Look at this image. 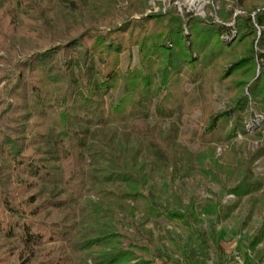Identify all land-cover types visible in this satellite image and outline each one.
<instances>
[{
	"label": "trees",
	"instance_id": "16d2710c",
	"mask_svg": "<svg viewBox=\"0 0 264 264\" xmlns=\"http://www.w3.org/2000/svg\"><path fill=\"white\" fill-rule=\"evenodd\" d=\"M149 1L0 0V264H208L201 216L215 218L224 264L215 227L244 198L264 208L254 169L264 126L255 132L263 145L234 142L264 114V0H228L239 14L222 0L220 22L175 8L146 13ZM204 72L235 93L209 114L192 151L178 141L180 104ZM221 142L229 148L217 156ZM198 173L235 201L185 203L179 185ZM160 218L195 236L183 260L142 234ZM247 237L242 264H259L264 217Z\"/></svg>",
	"mask_w": 264,
	"mask_h": 264
},
{
	"label": "rangeland",
	"instance_id": "374dc122",
	"mask_svg": "<svg viewBox=\"0 0 264 264\" xmlns=\"http://www.w3.org/2000/svg\"><path fill=\"white\" fill-rule=\"evenodd\" d=\"M222 0H150L149 12H157L161 9L165 12L167 9L175 8L181 16L186 14H193L200 17L210 16L216 22H220L217 12L221 10ZM225 7L233 9L235 14L242 13L239 8L235 7L234 3L225 0ZM253 15V14H252ZM234 20V17H233ZM233 28V23H230ZM258 36L261 34V29H258ZM233 36H223L225 43H229ZM257 50V48L255 47ZM135 55V54H134ZM128 64L127 52L121 56L120 70H125ZM136 64V58L133 56L131 65ZM259 66L257 68L256 76L259 75ZM235 93V90L229 86L227 80L219 78H210L207 72H204L201 80L194 86H189L187 96L180 104V132L178 141L194 151L198 148L201 141L206 140V136L202 133L206 126L209 114L217 112L223 108L224 102L229 96ZM118 93L116 98H120ZM153 117L150 121H152ZM169 122L164 124L165 130L168 128ZM264 126V114L255 113L252 118L246 120L245 127L248 135H239L234 139L235 145L246 150H252L263 145V141L255 137V132L262 129ZM264 146V145H263ZM229 148L226 143H218L216 145L215 154L220 156L225 150ZM257 173L263 176L264 181V156L258 159L254 166ZM222 178V184H224ZM264 183V182H263ZM232 183L227 182L226 187ZM157 188L160 189L166 198L170 197V188L168 183L163 180L156 181ZM182 198L185 203L190 198H194L198 204H205L209 201L222 202L229 204L235 201L232 194H225L221 184L210 182L202 174H196L193 178L185 179L179 185ZM140 212H136V217H141ZM264 217V208L260 203L252 205L251 202L244 198L237 203L232 211V214L225 221L221 222L215 227L213 238L225 250L226 257L224 264H242L241 254L245 252L248 242V235L252 234L256 227H258L262 218ZM249 218V219H248ZM215 218L211 216H201L198 228L205 232L208 237V264H218L216 250L213 246L210 232L211 224ZM127 230L134 234L133 228ZM142 234L151 232L150 238L156 247L164 252L167 256L172 258H179L183 260V256L187 250L196 246L195 236L186 227L176 224H170L164 219H157L144 223L140 227ZM147 236V235H146ZM56 245V244H55ZM125 245V244H124ZM52 244H47L45 247L50 248ZM264 251V243L257 247L254 255L256 260ZM148 258L156 259V263H160L153 254L147 255ZM88 264L91 261L88 260ZM264 264V259L259 263Z\"/></svg>",
	"mask_w": 264,
	"mask_h": 264
}]
</instances>
